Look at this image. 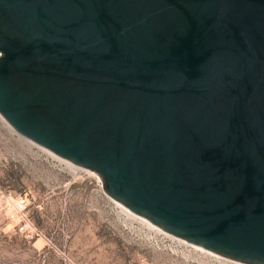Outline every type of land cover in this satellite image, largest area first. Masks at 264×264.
Returning <instances> with one entry per match:
<instances>
[{
	"label": "water",
	"instance_id": "water-1",
	"mask_svg": "<svg viewBox=\"0 0 264 264\" xmlns=\"http://www.w3.org/2000/svg\"><path fill=\"white\" fill-rule=\"evenodd\" d=\"M0 115L164 233L264 264V0H0Z\"/></svg>",
	"mask_w": 264,
	"mask_h": 264
},
{
	"label": "rangeland",
	"instance_id": "rangeland-1",
	"mask_svg": "<svg viewBox=\"0 0 264 264\" xmlns=\"http://www.w3.org/2000/svg\"><path fill=\"white\" fill-rule=\"evenodd\" d=\"M0 187L28 193L24 217L38 231L26 237L0 210V264H234L150 228L106 195L97 174L53 156L1 115Z\"/></svg>",
	"mask_w": 264,
	"mask_h": 264
},
{
	"label": "built area",
	"instance_id": "built-area-1",
	"mask_svg": "<svg viewBox=\"0 0 264 264\" xmlns=\"http://www.w3.org/2000/svg\"><path fill=\"white\" fill-rule=\"evenodd\" d=\"M29 204H30V200H29V196L27 192L14 196V195L6 194L0 187V210L7 215L8 219L16 222L18 231L23 233L26 237H32L35 233H37L38 235V231L36 230V227L33 224V222L30 221L28 218L24 217ZM210 255H213L219 259H222L224 261H228L234 264H242V263L224 259L214 254H210Z\"/></svg>",
	"mask_w": 264,
	"mask_h": 264
},
{
	"label": "bare ground",
	"instance_id": "bare-ground-1",
	"mask_svg": "<svg viewBox=\"0 0 264 264\" xmlns=\"http://www.w3.org/2000/svg\"><path fill=\"white\" fill-rule=\"evenodd\" d=\"M3 118V117H2ZM53 155V154H52ZM54 156V155H53ZM118 202H115V204H117ZM121 205V204H120ZM122 206V205H121ZM123 207V210L125 211V212H127V213H132L131 211H129L128 209H126L124 206H122ZM134 214V213H133ZM136 215V214H135ZM137 216L138 215H136V218H137ZM138 217H140V216H138ZM141 218L142 217H140V220H141ZM143 219V218H142ZM144 220V219H143ZM143 220H142V222H143ZM146 221V222H145ZM144 224H146L147 226H150V228H155V226H151V225H153V224H151L150 222H148L147 220H144ZM156 230H158L159 232H161V230H159L158 228H156ZM163 234H165L164 232H162ZM166 235H168V234H166Z\"/></svg>",
	"mask_w": 264,
	"mask_h": 264
}]
</instances>
